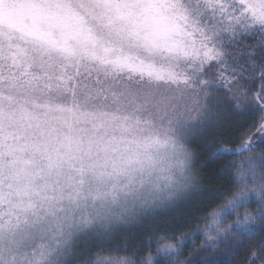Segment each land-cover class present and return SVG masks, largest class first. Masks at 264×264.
I'll list each match as a JSON object with an SVG mask.
<instances>
[{"label": "snow or ice", "instance_id": "obj_1", "mask_svg": "<svg viewBox=\"0 0 264 264\" xmlns=\"http://www.w3.org/2000/svg\"><path fill=\"white\" fill-rule=\"evenodd\" d=\"M0 264H264V0H0Z\"/></svg>", "mask_w": 264, "mask_h": 264}]
</instances>
